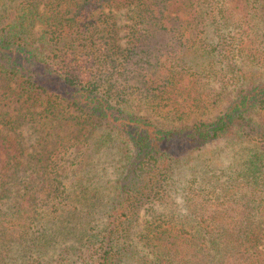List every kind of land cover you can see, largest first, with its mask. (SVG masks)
Returning a JSON list of instances; mask_svg holds the SVG:
<instances>
[{"label":"trees","instance_id":"1","mask_svg":"<svg viewBox=\"0 0 264 264\" xmlns=\"http://www.w3.org/2000/svg\"><path fill=\"white\" fill-rule=\"evenodd\" d=\"M0 3V264H264V0ZM222 140L241 163L177 206L183 160Z\"/></svg>","mask_w":264,"mask_h":264},{"label":"rangeland","instance_id":"2","mask_svg":"<svg viewBox=\"0 0 264 264\" xmlns=\"http://www.w3.org/2000/svg\"><path fill=\"white\" fill-rule=\"evenodd\" d=\"M10 4V3H8ZM9 7H1L0 3V14L5 11ZM255 73H263L264 77V69L253 68ZM257 70V71H256ZM261 76H256V80L261 79ZM232 87L228 88L225 91L223 98L225 101L222 102V106L220 108H224L231 101L235 91L231 90ZM217 111L213 114L208 115L214 116ZM205 115L204 117H206ZM194 119L193 117L190 120ZM188 120V121H190ZM16 133L10 132L9 138H13L18 132L21 133L20 137L17 139H21L23 149L25 155L29 153H37L40 149V144L37 140L36 135H34L30 130L23 129L22 131H15ZM118 140L113 138L112 136L109 138L108 142L104 145L103 148L100 149V152L96 155L95 159L92 162V172L97 173L100 170V180L96 185L99 193H103V196H99L100 200L96 203L95 210L96 213L93 215L92 222L95 226L100 225L103 222V213L107 210L106 202L109 197V193L112 192L113 187L111 182L114 181L117 177V172L114 170L112 166V160L117 159L119 155H117L118 150ZM246 153V149L243 148V145L238 144L237 142L225 141L222 140L217 144H209L201 151H197L192 155L186 157L181 163L180 167V178L178 180V175H175L174 180H178L177 189L171 190V195L177 202V206L181 204L182 198L180 196L181 186L183 180H188L191 174L197 175V181L201 179V177L205 178L207 183L211 180L215 185H219V183L223 182L226 178L227 173L238 164L241 163ZM101 170L104 172L101 174ZM216 179V180H215ZM206 183V185H207ZM109 188V189H108ZM158 206V205H157ZM156 207V206H155ZM154 207V208H155ZM159 211V208H158ZM66 244H71L70 240L66 241Z\"/></svg>","mask_w":264,"mask_h":264}]
</instances>
